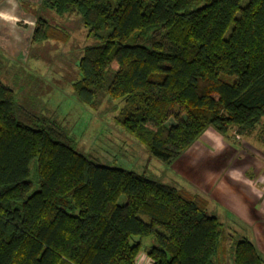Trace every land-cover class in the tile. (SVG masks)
<instances>
[{"label": "trees", "instance_id": "obj_1", "mask_svg": "<svg viewBox=\"0 0 264 264\" xmlns=\"http://www.w3.org/2000/svg\"><path fill=\"white\" fill-rule=\"evenodd\" d=\"M52 15H76L96 41L77 64V100L122 101L118 124L161 164L208 128L264 131V0H40L31 46L68 42ZM237 224L199 192L80 154L0 81V264H136L142 251L150 264H226L229 251L263 264Z\"/></svg>", "mask_w": 264, "mask_h": 264}, {"label": "rangeland", "instance_id": "obj_2", "mask_svg": "<svg viewBox=\"0 0 264 264\" xmlns=\"http://www.w3.org/2000/svg\"><path fill=\"white\" fill-rule=\"evenodd\" d=\"M0 16L8 18L11 15ZM27 16V23L29 19L31 20L29 25L33 26L34 20L31 18L32 16L35 18V9H31V13H28ZM52 17L58 26L69 33L68 42L51 41L41 45V47L33 45L25 53L20 52L19 54L6 52L5 47L0 43V81L14 92L17 102L37 116L49 119L62 126L74 141L75 150L99 165L131 171L136 175L145 176L152 180H158L177 187L181 186L188 191L199 192L206 197L201 188L213 184L217 179L215 176L222 172L224 168H227L229 162L226 158L227 155L223 154L224 156L213 159L208 157L199 162V165H195L198 168L204 167L203 173L206 175L201 174L198 168L196 170L195 167L190 169L191 162L189 169L196 174H201L203 181L200 183L199 176L198 179L192 178L189 181V186L181 178L182 175L179 169L182 166L180 164L175 170V168H172L174 167L173 164L166 166L151 158L146 148L127 134L118 124L117 117L124 105L122 101L104 98L99 106L95 108L80 103L72 86L73 83L79 80L77 64L83 48L95 45L96 41L93 37L87 36V31L76 15H72L65 20L57 19L53 15ZM9 19V23H7L10 28L15 24L18 26L15 28L22 30V32H25L24 29L28 28L27 23L24 22L25 20L22 21L16 17ZM14 40V37L9 38L11 44ZM259 129L258 127L256 132L249 137H235L229 133L228 137L225 138L237 153L243 147L241 149L246 151L254 162L258 161L259 163L260 159H264L262 157V155L264 156V143H262L264 141V131L260 132ZM184 167L186 166L184 165ZM207 170H209V175H207ZM213 173L214 179H212ZM204 176H207V178L204 179ZM257 178H259L258 181L264 182V173L258 175ZM221 200L224 201L222 198ZM218 208L220 207H216L214 211L219 214L222 220L225 219L224 216L230 217L226 209L221 210V208ZM142 219L144 222H148L146 218ZM241 224L245 223L241 222ZM237 233L240 234L239 236L250 239L255 244L251 230L247 226L239 225ZM145 243L148 242L144 240L143 244ZM229 247H231L230 242L227 245V250H229ZM260 254L264 260V251ZM136 264H150L144 251L138 255ZM226 264H233L230 251L226 256Z\"/></svg>", "mask_w": 264, "mask_h": 264}, {"label": "crops", "instance_id": "obj_3", "mask_svg": "<svg viewBox=\"0 0 264 264\" xmlns=\"http://www.w3.org/2000/svg\"><path fill=\"white\" fill-rule=\"evenodd\" d=\"M39 2L40 0H0V15H11L8 18L0 16V43L5 47L6 52L19 54L20 52L25 53L26 50L30 49L34 25L30 26L29 22L31 20L28 19L29 22L27 23L26 17H28V13H31V9L36 8ZM11 17H13V19L15 17L19 18V20L22 21L25 20L24 22L28 25V28L24 29L26 31L22 32V30H17L15 28L17 26L16 24L10 28L8 23ZM31 19L34 20V16H32ZM10 37H14L15 39L12 44L9 42ZM199 139L201 140L194 142L190 148L173 163L172 166L174 167H171L177 170L179 164L182 166L179 171L182 175L181 178L184 179L186 184L189 185V181L192 178L198 179V176L201 179V182H199L202 183L203 176H201V174L206 175L203 173L205 168H198V166L195 167V165H199V162L204 161L208 157L213 159L227 155L226 158H228L229 161L227 163V168H224L222 172L215 176L217 179L213 184L204 186L201 189L208 198L210 210L219 216L214 209H216V207H220L221 210L226 209L230 217L224 216V218L237 221L242 226H247L251 230V235L258 251L263 252L264 182L258 181L259 178L257 177L261 173H264V159H260L259 163L258 161L254 162L253 159L249 157L248 153L241 149L243 147L240 148V146L239 148L241 151L237 153L235 149L232 148V145L227 143L228 140L212 128H208ZM262 157L264 156L262 155ZM224 161L226 162L227 160L225 159ZM184 165L186 167H184ZM189 166L190 169H194L195 167L196 170L198 168L201 174L194 173V171L189 169ZM206 172L207 175L210 174L209 170ZM213 175L214 173L212 174V179H214ZM206 178L207 176H204V179ZM206 187L208 188L206 189ZM177 188L182 187L180 186ZM221 198L224 199L223 202ZM241 222L245 224H241Z\"/></svg>", "mask_w": 264, "mask_h": 264}, {"label": "built area", "instance_id": "obj_4", "mask_svg": "<svg viewBox=\"0 0 264 264\" xmlns=\"http://www.w3.org/2000/svg\"><path fill=\"white\" fill-rule=\"evenodd\" d=\"M264 191V190H263ZM264 193V192H263Z\"/></svg>", "mask_w": 264, "mask_h": 264}]
</instances>
